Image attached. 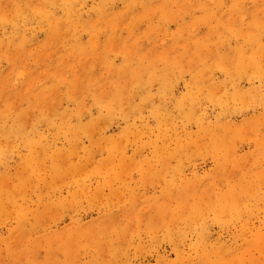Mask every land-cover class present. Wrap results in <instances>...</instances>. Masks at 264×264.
Here are the masks:
<instances>
[{
  "label": "rangeland",
  "instance_id": "rangeland-1",
  "mask_svg": "<svg viewBox=\"0 0 264 264\" xmlns=\"http://www.w3.org/2000/svg\"><path fill=\"white\" fill-rule=\"evenodd\" d=\"M263 53L264 0H0V264H264Z\"/></svg>",
  "mask_w": 264,
  "mask_h": 264
},
{
  "label": "bare ground",
  "instance_id": "bare-ground-1",
  "mask_svg": "<svg viewBox=\"0 0 264 264\" xmlns=\"http://www.w3.org/2000/svg\"><path fill=\"white\" fill-rule=\"evenodd\" d=\"M34 4V3H33ZM243 16V15H242ZM242 16H240V18L242 17ZM55 20V19H54ZM48 38V37H47ZM61 45V44H60ZM30 51V50H29ZM47 52V51H46ZM72 53V52H71ZM264 54V53H263ZM96 55V54H95ZM89 56V55H88ZM91 56V55H90ZM194 57V56H193ZM17 61V60H16ZM86 62V61H85ZM39 63V62H38ZM59 63V62H58ZM57 64V63H56ZM75 69V68H74ZM102 75V74H101ZM59 76V75H58ZM75 76V75H74ZM60 77V76H59ZM106 77V76H105ZM76 78V77H75ZM78 78V77H77ZM14 79V78H13ZM76 80H78V79H76ZM131 85V84H130ZM77 87V86H76ZM103 92V91H102ZM102 94V93H101ZM44 95V94H43ZM85 95V94H84ZM20 97V96H19ZM45 97V96H44ZM103 97V96H102ZM22 100V99H21ZM39 102V101H38ZM35 103V102H34ZM42 104V103H41ZM46 104V103H45ZM49 107V106H48ZM28 123V122H27ZM99 124V123H98ZM131 161V160H130ZM128 164V163H127ZM118 197V196H117ZM261 247V246H260ZM262 250V249H261ZM264 252V251H263ZM247 253V252H246ZM230 255V254H229ZM252 255V254H251ZM254 259V258H253ZM250 261V260H249ZM252 262H253V260H252ZM251 262V263H252ZM250 263V264H251ZM260 264V263H259Z\"/></svg>",
  "mask_w": 264,
  "mask_h": 264
}]
</instances>
